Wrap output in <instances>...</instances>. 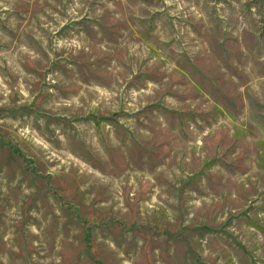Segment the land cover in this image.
<instances>
[{
	"label": "rangeland",
	"instance_id": "rangeland-1",
	"mask_svg": "<svg viewBox=\"0 0 264 264\" xmlns=\"http://www.w3.org/2000/svg\"><path fill=\"white\" fill-rule=\"evenodd\" d=\"M0 264H264V0H0Z\"/></svg>",
	"mask_w": 264,
	"mask_h": 264
}]
</instances>
